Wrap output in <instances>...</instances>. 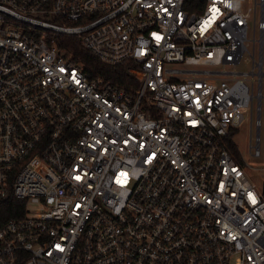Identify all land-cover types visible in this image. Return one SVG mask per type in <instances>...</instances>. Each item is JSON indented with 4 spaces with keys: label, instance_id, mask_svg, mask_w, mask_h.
Instances as JSON below:
<instances>
[{
    "label": "built area",
    "instance_id": "2783aa9c",
    "mask_svg": "<svg viewBox=\"0 0 264 264\" xmlns=\"http://www.w3.org/2000/svg\"><path fill=\"white\" fill-rule=\"evenodd\" d=\"M263 101L264 0H0V264H264Z\"/></svg>",
    "mask_w": 264,
    "mask_h": 264
},
{
    "label": "trees",
    "instance_id": "16d2710c",
    "mask_svg": "<svg viewBox=\"0 0 264 264\" xmlns=\"http://www.w3.org/2000/svg\"><path fill=\"white\" fill-rule=\"evenodd\" d=\"M61 41L65 42H61L60 46L70 49L75 59L80 58L85 63L86 70L92 76H99L128 91H136L139 88L140 82L129 72L133 67L130 62L124 61L116 66H108L102 64L98 59L82 49L80 43L75 38H62ZM237 133L238 130L231 132L226 143L232 153L239 159L238 149L231 140ZM24 204V202L18 201L12 196L0 199V224L20 216L18 213H22Z\"/></svg>",
    "mask_w": 264,
    "mask_h": 264
},
{
    "label": "rangeland",
    "instance_id": "374dc122",
    "mask_svg": "<svg viewBox=\"0 0 264 264\" xmlns=\"http://www.w3.org/2000/svg\"><path fill=\"white\" fill-rule=\"evenodd\" d=\"M252 29L249 27L248 29V37H251ZM249 52H251V48H249ZM244 63L239 67V69L246 70L248 65V56H244ZM244 120L240 124L238 133L234 136L233 140L238 149V153L240 156V160L248 165L250 168H264V101H263V111H262V127L260 130V157L253 158L249 154V138L251 137V142L254 141L256 136V129L254 127L255 115L252 117V122L250 125L249 120V110L245 109L243 112Z\"/></svg>",
    "mask_w": 264,
    "mask_h": 264
},
{
    "label": "crops",
    "instance_id": "0c3cea01",
    "mask_svg": "<svg viewBox=\"0 0 264 264\" xmlns=\"http://www.w3.org/2000/svg\"><path fill=\"white\" fill-rule=\"evenodd\" d=\"M235 135H236V134H235ZM235 135H234V136H235ZM234 136L232 137V142H233V143H234V140H233ZM234 144H235V143H234ZM239 159H240V157H239Z\"/></svg>",
    "mask_w": 264,
    "mask_h": 264
}]
</instances>
